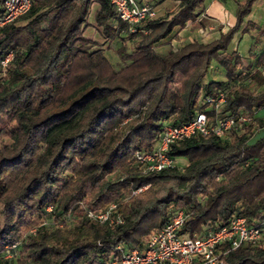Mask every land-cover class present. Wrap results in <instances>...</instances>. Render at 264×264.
I'll return each instance as SVG.
<instances>
[{"label":"trees","instance_id":"16d2710c","mask_svg":"<svg viewBox=\"0 0 264 264\" xmlns=\"http://www.w3.org/2000/svg\"><path fill=\"white\" fill-rule=\"evenodd\" d=\"M171 1L166 14L133 30L109 0H32L0 26V264H109L118 243L143 249L174 208L185 212L183 232L215 230L243 215L263 233L264 45L250 47L251 57L228 47L238 30L264 32L248 17L260 0H236L234 23L216 38L161 51L158 42L174 27L205 26V0ZM116 38L119 67L105 54ZM213 62L224 78L205 80ZM220 90L221 110L207 108L204 96ZM5 101L12 106L5 109ZM201 109L209 120L252 119L224 136L176 140L168 153L188 163L143 173L135 151L151 148L165 124ZM112 202L122 223L88 217L89 208ZM42 213L49 222L25 234L18 256L9 248L15 260L6 257V246ZM262 238L228 249L224 264H264Z\"/></svg>","mask_w":264,"mask_h":264},{"label":"built area","instance_id":"2783aa9c","mask_svg":"<svg viewBox=\"0 0 264 264\" xmlns=\"http://www.w3.org/2000/svg\"><path fill=\"white\" fill-rule=\"evenodd\" d=\"M109 1L114 5L118 17L129 24L130 30L135 29V24L141 20H151L157 16L156 8L147 0ZM31 2L32 0H3L0 26L26 13ZM11 56V53L7 54L1 64L4 66ZM203 100L207 108L212 106L216 111H220L225 101V92L220 90L215 94H207ZM251 119L248 114L238 117L227 114L209 120L205 110H197L187 121L165 124L151 148L135 151V160L143 173L176 165L177 158L168 153L172 142L195 133L224 136L230 129L242 126ZM259 132V129L255 130V135ZM144 187H138L133 192H138ZM115 206L116 203L112 202L105 209H88L87 215L108 225L122 223L124 219L115 212ZM184 222V210L171 209L163 225L149 232L143 249L118 243L115 246L118 254L111 258L109 264H224V255L228 249L255 243L262 237L260 224H248L243 215H233L226 224L202 233L183 232ZM11 245L15 247L16 244Z\"/></svg>","mask_w":264,"mask_h":264},{"label":"rangeland","instance_id":"374dc122","mask_svg":"<svg viewBox=\"0 0 264 264\" xmlns=\"http://www.w3.org/2000/svg\"><path fill=\"white\" fill-rule=\"evenodd\" d=\"M216 1V0H214ZM219 4L222 5V14L224 16V22L227 20V18L231 15L233 12V7H234V0H217ZM236 4V0H235ZM262 4H264V0H260L259 2H256L255 4L252 5L251 7V12L248 17H250L252 20L255 21L257 28L261 29V24L256 21L251 14L257 13L259 14L261 12ZM173 2L171 0H165L160 4H155V8L157 10V15L158 14H163V12H167L173 7ZM236 6V5H235ZM223 20H218L216 17H214V21L211 19L206 18L205 19V26L202 27V29H191L189 25H186L182 29L179 28L178 31H176L172 37L169 39V44H165L163 48L161 47V51L166 50L169 45L173 47H178L181 46L185 43L191 42L193 40H200L203 42L210 41L214 38H216L219 35L220 30L224 31L227 28L225 27L226 23H223ZM210 24H213V27H209ZM86 34L89 36L93 37L96 40H99V37L97 35V32L93 28H88L86 31ZM257 39L256 43L253 44V40ZM101 41V39L99 40ZM121 44V40L116 38L113 40L111 43V48L105 51L106 56L114 63L116 67H119L121 62L119 61V57L115 51V49ZM102 46L106 45V42L103 41L101 42ZM264 45V32L260 34L259 32H256V28H250L249 31L242 32L241 30H238L235 32L233 35L230 43H229V50H235L239 54L243 56H250L252 49L255 52H258L261 50V48ZM250 47H253L252 49L249 50ZM160 50V49H159ZM261 73H264L262 71ZM224 78V70L221 68L220 65L217 63L213 62L210 68L208 69V72L205 75V80H210V79H221ZM12 106V102L5 101L4 102V108L8 109ZM178 165L183 166L184 161H180V159H177L176 162ZM93 210H101L100 208H89ZM46 210H51V205L47 207ZM40 219V220H39ZM42 219V221H41ZM38 223L36 225H33L29 227L27 230H25L16 240H15V247L11 246H6V250L9 248H15L14 253L17 254V256L20 254V245L22 243L23 238L25 237V234L27 232H34L35 231V226L42 224L43 221L49 222L50 218L46 213H42L41 217L38 218ZM62 226V225H60ZM264 243V238L261 240ZM6 257L12 258L13 256V251H7ZM13 260V261H14Z\"/></svg>","mask_w":264,"mask_h":264},{"label":"crops","instance_id":"0c3cea01","mask_svg":"<svg viewBox=\"0 0 264 264\" xmlns=\"http://www.w3.org/2000/svg\"><path fill=\"white\" fill-rule=\"evenodd\" d=\"M235 5L236 4H235V0H234L233 12L227 18V20L224 22V20H223L224 19V16L221 13L222 12V5L219 4L217 2V0L216 1H214V0H205V11H204V14L203 15H204L205 19L208 18V19H211L213 21H214V17H216V19H218V20H221L222 19L223 20V23H226L225 24L226 25L225 27L227 28L229 25L233 24L234 21H235V15H234ZM163 14H166V12H163ZM251 15H252V17L256 21H258L261 24L262 29H264V4H262L261 12L259 14L254 13V14H251ZM209 27H213V24H210ZM179 28H180L179 26L174 27V30L170 34V37L176 31H178ZM180 29H182V28H180ZM196 29H202V27H199V28H196ZM167 39H169V36L167 38H164V39H162V40H160L158 42V46H157L158 49L161 50V47L163 48V46L165 44H169V42H165ZM259 114L261 116H264V108H262V109L259 110ZM177 159H180V161H184L185 162L183 166H185L188 163L187 158L184 157V156H179ZM262 234H263L262 236L264 238V230H263V233Z\"/></svg>","mask_w":264,"mask_h":264}]
</instances>
